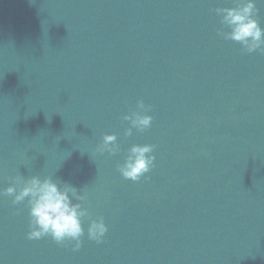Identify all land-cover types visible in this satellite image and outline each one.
<instances>
[{"label": "water", "instance_id": "1", "mask_svg": "<svg viewBox=\"0 0 264 264\" xmlns=\"http://www.w3.org/2000/svg\"><path fill=\"white\" fill-rule=\"evenodd\" d=\"M234 6L0 0V193L50 178L89 213L74 251L29 240L27 199L0 195V264H264V52L217 34L215 9ZM141 100L152 124L125 136ZM104 135L115 154L96 152ZM145 144L147 179H124L128 150ZM99 218L98 244L87 229Z\"/></svg>", "mask_w": 264, "mask_h": 264}, {"label": "clouds", "instance_id": "2", "mask_svg": "<svg viewBox=\"0 0 264 264\" xmlns=\"http://www.w3.org/2000/svg\"><path fill=\"white\" fill-rule=\"evenodd\" d=\"M233 2L234 7L215 9L221 25L217 34L240 44L249 54L264 52V28H261L255 18L256 3H264V0H233ZM225 28L228 31H224ZM148 111L150 108L141 100L137 102L135 111L123 117V120L129 124L125 136H131L133 129L143 132L150 128L152 116L146 114ZM153 150L152 145H133L118 168L120 175L133 182L139 181L141 177L147 179L146 174L155 161ZM117 151L116 135H104L102 142L96 148L99 154L113 155ZM0 195L13 197L14 205L27 199L30 217L29 240L51 237L57 244H63L66 240L75 241L74 251L80 248L81 237L84 235L81 221L82 218L89 216V213L82 207L85 196L77 188L61 187L50 178L41 180L34 176L26 180L17 176L14 186L8 187ZM106 232L107 227L103 218L90 219L87 229L89 240L102 243Z\"/></svg>", "mask_w": 264, "mask_h": 264}]
</instances>
